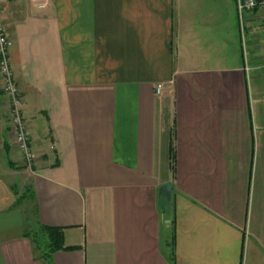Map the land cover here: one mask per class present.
Segmentation results:
<instances>
[{"label": "crops", "instance_id": "crops-1", "mask_svg": "<svg viewBox=\"0 0 264 264\" xmlns=\"http://www.w3.org/2000/svg\"><path fill=\"white\" fill-rule=\"evenodd\" d=\"M0 12L36 155L18 151L0 74V264H264L263 6ZM40 225L63 229L51 263Z\"/></svg>", "mask_w": 264, "mask_h": 264}, {"label": "built area", "instance_id": "built-area-1", "mask_svg": "<svg viewBox=\"0 0 264 264\" xmlns=\"http://www.w3.org/2000/svg\"><path fill=\"white\" fill-rule=\"evenodd\" d=\"M38 8L47 7L49 0H31ZM264 7V0H238V9L252 11ZM10 40L0 12V74L3 79L4 107L10 119V133L14 138L24 163L32 168L36 155L31 145L29 125L23 114V98L15 80V74L9 55ZM163 85H158L157 93L161 94Z\"/></svg>", "mask_w": 264, "mask_h": 264}, {"label": "trees", "instance_id": "trees-1", "mask_svg": "<svg viewBox=\"0 0 264 264\" xmlns=\"http://www.w3.org/2000/svg\"><path fill=\"white\" fill-rule=\"evenodd\" d=\"M33 241L41 258L51 263L54 253L65 250L63 229L40 225V228L34 232Z\"/></svg>", "mask_w": 264, "mask_h": 264}, {"label": "water", "instance_id": "water-1", "mask_svg": "<svg viewBox=\"0 0 264 264\" xmlns=\"http://www.w3.org/2000/svg\"><path fill=\"white\" fill-rule=\"evenodd\" d=\"M161 192L163 193V195L170 197V195H171V185H167L165 187H162L161 188Z\"/></svg>", "mask_w": 264, "mask_h": 264}, {"label": "rangeland", "instance_id": "rangeland-1", "mask_svg": "<svg viewBox=\"0 0 264 264\" xmlns=\"http://www.w3.org/2000/svg\"><path fill=\"white\" fill-rule=\"evenodd\" d=\"M17 184H18V186L20 187V180H19V179L17 180Z\"/></svg>", "mask_w": 264, "mask_h": 264}]
</instances>
